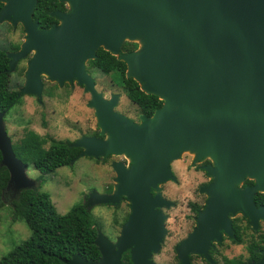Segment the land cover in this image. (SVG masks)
Returning <instances> with one entry per match:
<instances>
[{
    "label": "water",
    "instance_id": "95a60500",
    "mask_svg": "<svg viewBox=\"0 0 264 264\" xmlns=\"http://www.w3.org/2000/svg\"><path fill=\"white\" fill-rule=\"evenodd\" d=\"M0 1V22L21 23L25 30L20 49L6 53L8 71L33 52L19 92L40 97L42 73L59 84L75 79L90 93L88 105L101 133L108 134L73 141L82 150L70 164L81 155L108 154H123L130 162H112L115 191L98 197L130 202L115 243L97 230L99 260L75 253L65 264H123L121 255L129 248L126 264H154L149 257L165 233L160 208L169 203L151 188L176 179L170 163L185 151L198 159L209 156L212 164L204 167L213 180L201 187L209 198L197 226L176 247L181 264L189 263L190 252L209 259V240L219 237L218 229L231 234L230 212H242L253 227L264 220V207L253 202L255 192H264V0H61L68 12L53 11L59 23L45 30L32 20L37 0ZM125 41L137 47L121 52ZM98 47L125 62V76L162 101L151 116L140 114L136 123L114 111L118 95L106 99L96 91L84 62L95 58ZM4 115L0 151L8 186L34 187L6 135ZM245 178L254 185L238 188Z\"/></svg>",
    "mask_w": 264,
    "mask_h": 264
},
{
    "label": "rangeland",
    "instance_id": "374dc122",
    "mask_svg": "<svg viewBox=\"0 0 264 264\" xmlns=\"http://www.w3.org/2000/svg\"><path fill=\"white\" fill-rule=\"evenodd\" d=\"M67 7L69 8V4ZM5 21L0 22V47L11 49L13 45L25 40V30L24 27L22 28L23 25L13 28L9 22ZM99 48L102 47H98L97 50ZM27 54L16 62L10 72L9 85L13 89L20 90L25 83L27 62L33 52L31 56ZM90 60L86 59L84 66L86 72L94 79L96 91L102 93L106 99H110L112 95H118L113 107L114 111L136 123L140 122L141 113L125 95L123 88L117 84L116 73H103L92 68L89 64ZM41 82L40 97L34 94H22L19 103L3 116V127L11 146L19 142L28 131H34L48 141L62 139L73 142L82 136L99 138L104 136L103 139L107 137L106 132L101 133L94 108L88 105L91 95L84 90L83 85L77 84L75 79L59 84L43 73ZM48 144L49 142L46 146ZM189 155L196 157L194 152L185 151L178 159L171 161L175 180H168L159 184L157 188H151L153 195L159 192L169 203L168 206L160 208L164 215L165 233L159 249L152 251L149 257L154 264H181L176 247L195 228L196 214L191 209L190 203L194 201V197L202 202L204 195H200L198 191L201 178L197 177L188 166ZM114 161H121L125 166L130 165L128 157L123 154H111L108 157L81 155L72 164L61 166L45 175L29 164L25 168V174L28 179L34 181V186H38L40 190L49 194L58 213L67 212L78 203H87L97 230L107 238L109 236L117 239L122 224L130 214V202L124 196H120L115 202L98 201L99 196H109L115 191L116 173L111 165ZM8 188L16 195L26 187L16 189L12 183ZM121 197L125 199L121 200ZM30 235L31 230L24 220L13 219V210L9 203L0 208V259L14 246L28 239ZM115 241L111 242L115 243ZM227 243L226 240L221 247L224 252L230 250ZM130 249L127 250L130 252ZM190 253H188V264H206L205 261L201 262L196 257L193 260L190 259ZM206 260L215 264L210 257ZM121 262L126 264L122 259Z\"/></svg>",
    "mask_w": 264,
    "mask_h": 264
},
{
    "label": "trees",
    "instance_id": "16d2710c",
    "mask_svg": "<svg viewBox=\"0 0 264 264\" xmlns=\"http://www.w3.org/2000/svg\"><path fill=\"white\" fill-rule=\"evenodd\" d=\"M63 4L61 0H37L33 19L38 20L40 27L48 28L56 21L51 12L63 9ZM2 6L0 1V10ZM136 47L137 43L125 41L121 45V52ZM16 48L17 46H12L11 49ZM8 50L9 47H0V112L5 113L19 103L22 96L19 90L9 85ZM89 64L103 73L115 72L117 84L141 114L149 117L162 105L156 95L144 93L133 78L125 76V62L103 48L97 50L96 57ZM12 147L19 159L27 165L32 164L42 175L70 165V161L82 149L73 147L70 140L48 141L34 131H28ZM1 161L0 151V208L9 203L13 219L24 220L31 235L5 254L0 259V264H65L63 260L71 258L75 253H80L86 260L98 261L100 252L94 244L97 227L85 204L78 203L61 214L56 211L49 194L38 186L22 189L15 195L8 188L9 172ZM255 198L264 200V193H258ZM122 259L127 261L128 254L124 253Z\"/></svg>",
    "mask_w": 264,
    "mask_h": 264
},
{
    "label": "flooded vegetation",
    "instance_id": "af4514ba",
    "mask_svg": "<svg viewBox=\"0 0 264 264\" xmlns=\"http://www.w3.org/2000/svg\"><path fill=\"white\" fill-rule=\"evenodd\" d=\"M58 11L68 12L67 4L64 2L63 9H59ZM32 20H34L33 16H32ZM5 22H9V24L13 28H15L17 25L22 26V24L20 23L14 25L10 20H6ZM58 22L59 20L56 19L55 23H53L50 27L58 24ZM48 28L40 27L39 22L37 24V29L39 30H45ZM21 43L22 41L13 45V46H17V48L10 49L7 52L17 51L20 48ZM122 52H128V51H122ZM28 55L31 56L32 52H29L27 56ZM76 83L79 84L77 81ZM100 137L103 138L104 136H100ZM110 155L111 154H108L106 157ZM189 159L190 161L188 163V166L192 169V171L195 173L197 177L201 178V180L198 183L199 184L198 191L200 195H204V199L202 202H199L198 198L196 199L194 197L193 198L194 201L190 203L191 209L194 210L196 214V220H195V227H196L198 212L204 209L207 199L209 198V195L206 194V192L201 191V187L209 185L213 180V178L210 175H208L207 170L205 169L204 166L211 165L212 163L209 158L198 159L196 157H192L191 155H189ZM170 166H171L172 173L175 176V172L172 169V164H170ZM254 183H255L254 179L245 178V180L241 184L237 185V187L240 189H244L245 187H252ZM258 193H264V192H255L253 196L254 205L257 208L261 206L264 207V200L255 198ZM122 199H125V198L121 197V200ZM83 204H85L86 208L89 209L87 203H83ZM127 218H128V215L126 219ZM228 218L231 222V234H228L224 229L219 228L218 229L219 237H214L213 239L209 240V245L207 248L208 256L212 260L215 261V264H249V263L264 262V220L259 218L257 222V226L253 227V225L250 223V219L248 218V216L244 215L240 211L230 212L228 214ZM108 238L113 242L116 239V237H109V236ZM226 240L228 241L227 244L230 246V250L224 252L221 247L222 245H224V242ZM124 253L128 254V260L127 261L124 260V261L126 263H130L131 257H130L129 250H126L122 253L121 259ZM189 257L192 260L194 259V257H196L201 262L205 261L206 264H212L210 261L208 262V260H206L204 254L200 255V253H190ZM218 259H221V260H218Z\"/></svg>",
    "mask_w": 264,
    "mask_h": 264
},
{
    "label": "bare ground",
    "instance_id": "6f19581e",
    "mask_svg": "<svg viewBox=\"0 0 264 264\" xmlns=\"http://www.w3.org/2000/svg\"><path fill=\"white\" fill-rule=\"evenodd\" d=\"M207 158H209V156Z\"/></svg>",
    "mask_w": 264,
    "mask_h": 264
}]
</instances>
